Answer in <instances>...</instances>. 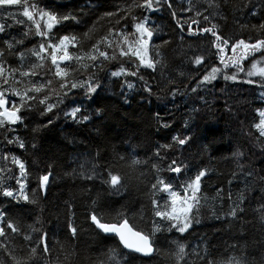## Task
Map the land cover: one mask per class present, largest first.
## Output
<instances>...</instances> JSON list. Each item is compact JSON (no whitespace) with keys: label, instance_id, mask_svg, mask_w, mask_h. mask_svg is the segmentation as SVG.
I'll list each match as a JSON object with an SVG mask.
<instances>
[{"label":"trees","instance_id":"1","mask_svg":"<svg viewBox=\"0 0 264 264\" xmlns=\"http://www.w3.org/2000/svg\"><path fill=\"white\" fill-rule=\"evenodd\" d=\"M192 2L204 15L211 14L210 22L199 17L201 23L194 28L210 27L211 23H216L218 31L232 40L260 35L252 26L264 24V0ZM40 3L58 13L79 15L81 22H64L59 26L60 34L82 36L91 30L92 38L86 39L85 44L99 39V35L111 26L108 20L100 19L105 12L119 11L126 6L125 0H40ZM172 3L177 18L172 17L166 6L161 13L152 16L158 34L153 37L149 55L160 61L156 71L141 67L138 76L142 75L143 80L138 76L117 80L99 73L101 88L91 99H86L80 91L67 102V108L59 105L53 113L43 117L36 113L27 119L24 126H13L14 131L0 128V157L9 155L8 160L2 159L0 168H10L13 175H18L17 166L11 162V156L16 154L15 157L23 160L29 170V191L33 189V179L36 185L34 174L39 166L42 174L49 170L53 173L46 195L37 189L38 205L23 201L16 204L0 196V210L7 211L24 225L39 221L36 226H42L48 233L49 247L53 248L48 264H96L97 259L112 248L127 253L115 237L105 238L104 234H98L89 219L90 211L103 204L105 207L99 213L101 217L123 211L129 217L135 216V223L150 232L147 193L151 183H155L156 178L166 182L171 180L174 190L183 194L180 186L199 171H205L206 175L202 178L201 203L199 209L194 210L192 227L183 236L174 230L156 233L152 237L154 247L168 252L169 246L175 247L173 241L179 240L185 244L187 252L198 249L201 255L211 253L220 264L241 256L259 264V260L264 258V212H261L264 206V136L256 128L260 122L259 112L264 110V98L261 97L264 89L258 84L243 83L246 79L243 73L238 74L235 82L225 81L221 74L210 85L197 87L212 67L223 70V65L214 55L216 49L211 40L206 39L210 34L189 36L187 25L183 33L176 26V19L183 22L195 16V11H187L190 7L188 0H172ZM216 5H219L218 9ZM12 10L18 11L15 7ZM2 16L0 23L13 24L7 19V13ZM111 24H115V17ZM24 30V25L8 29L12 36L23 40L18 45L21 50L38 46L40 38L30 34L24 39ZM156 46H159V56L152 50ZM69 51L75 50L70 48ZM107 51L111 55L113 49ZM225 51L226 59L232 56L230 47ZM116 52L117 59L106 62V71L118 70L120 66L136 69L138 61L135 58L129 61L127 57H119L118 49ZM201 55L204 61L197 65L195 60ZM8 61L13 67L19 64L15 55L9 56ZM250 62L251 58L244 62L245 68L250 66ZM36 63L40 61L28 53L24 59V70ZM36 71L39 75L33 77V81L50 79V88L59 91V78L54 76L55 69L50 60L43 61V67ZM226 71L231 74L235 69ZM89 74L88 71L77 72L74 78L85 79ZM125 79L135 88L131 91L125 89L122 94L120 82ZM145 82L151 86V92L144 91ZM193 88H196L195 92ZM48 91L45 89L37 94V98H43ZM73 104L82 106L83 114L90 116L87 122L79 121L80 114L78 122L65 118L64 111H70ZM49 118L53 121L51 125L41 127L38 133L33 131L47 124ZM5 137H19L25 143V149L16 144H6ZM35 138L38 153L29 149ZM177 138L186 139L187 143L180 145ZM34 154H40L37 164L34 163ZM133 160L140 163L133 166ZM85 161L89 168L95 164L106 178L109 171L121 175L125 185L121 193L112 195L108 186L99 180L93 185L82 178L79 165ZM172 161L177 162L173 166L181 167V173L168 170ZM8 183L15 186V180ZM39 194L44 199L39 200ZM68 203L72 205L70 211L66 209ZM236 204L245 212L238 211V217L233 221L228 213ZM142 217L147 226L141 223ZM69 219L78 228L77 237H72L66 228ZM25 244L18 242L19 247ZM4 259L0 256V261ZM186 259L189 264H200L195 255ZM127 260L130 264H168L164 255L155 253L152 257L132 254Z\"/></svg>","mask_w":264,"mask_h":264},{"label":"snow or ice","instance_id":"2","mask_svg":"<svg viewBox=\"0 0 264 264\" xmlns=\"http://www.w3.org/2000/svg\"><path fill=\"white\" fill-rule=\"evenodd\" d=\"M190 7L187 11H195L194 17L181 22L176 19V26L183 33L185 25L189 36H201L210 34L206 39L211 40V45L216 49L214 55L220 60L223 65V70L218 67H212L210 73L203 77V81L197 85L206 86L215 81L218 75L222 74L225 81H237L238 74L243 73L246 79L243 83L258 84L264 89V24L252 26L260 35L249 36L247 39L226 38L218 31L219 25L211 23L210 27L194 28V25H199L203 18L204 22H210V15H204L198 8L195 7L192 0H188ZM126 6L120 8L119 11H107L100 18L108 20L110 27L106 32L99 35V39L91 44H85L86 39H91V30L83 33L82 36L75 33L60 34L59 26L64 22L71 21L75 24L81 22L80 16L76 13H58L54 9L48 8L47 5H42L40 0H0V19L2 14L7 13V19L13 21V24L0 23V128L6 131H14L13 126H24L29 116H35L39 113L41 117L48 113H53V110L59 105H65L67 108L68 101L72 97L79 95L80 91L86 99H91L101 88L102 77L99 73H104L110 78L120 77H137L139 69H150L156 71V65L159 60L153 59L150 55V46L153 42V37L157 35L153 14L161 13L166 6L171 10L173 18H177V11L173 9L172 0H125ZM212 7V5H209ZM18 11H13V8ZM217 9L219 5L215 6ZM83 12V10H82ZM81 12V15H82ZM255 15V13H253ZM20 17H23L21 19ZM115 17V24H111L112 18ZM99 23V21H98ZM14 25H24L25 30L22 33L24 39H27L31 34L34 37L40 38L38 46H33L31 49L21 50L18 45L23 43V40H18L12 36L8 29ZM118 26V27H117ZM95 27V25H94ZM183 39V36H181ZM166 44L167 41H164ZM156 46L152 50L155 55L160 53ZM231 48L232 56H227L226 49ZM75 51L70 52L69 49ZM107 49H113L110 55ZM119 57H127L129 61L133 58L138 61L135 70L126 69L120 66L118 70H105L106 62H111ZM30 53L36 57L40 63L33 64L28 70H24L25 56ZM15 55L19 60V64L13 67L9 63L8 57ZM251 58L250 66L245 68L244 62ZM50 60L54 66V76L59 78V91L51 89L52 80L46 82H35L33 77L39 75L36 69L43 67V61ZM204 56H197L195 63L202 64ZM235 69L231 74L226 70ZM81 71H88L90 74L85 79L74 78V74ZM19 76V79H17ZM253 77H258L254 80ZM138 79L143 80L144 77L138 76ZM115 82V81H114ZM122 94L124 90L129 91L135 88V85L128 80L120 82ZM45 89H49L43 96L38 99L37 94L42 93ZM151 86L145 82L144 91L151 92ZM192 91H196L193 88ZM53 96L55 100L53 101ZM261 97L264 98V91L261 92ZM87 122L90 116L83 114L82 106H71V110L64 111L65 118H71L74 122ZM99 115V112H97ZM260 122L256 125L260 135L264 136V110L259 112ZM53 123L49 118L47 124H43L33 129L34 132H39L41 127H47ZM167 127V125H164ZM180 145L187 143L186 139L177 138ZM6 144H16L20 149H25V143L17 137L9 139L5 137ZM33 149L36 148L32 144ZM159 155V153H157ZM0 159L8 160L9 155L4 154ZM11 162L18 168V175H13L12 170L0 168V196L8 198L10 202L19 204L21 201L27 204L38 205L37 199L39 190L40 193L46 195L49 186L52 171H47L44 174H39L37 169L35 175L37 188L29 191V170L23 160L11 156ZM139 160H133L132 165H138ZM176 161H172L169 165V171L172 173H181L182 169L176 165ZM87 161L79 165V175L87 181H91L93 185L97 180L101 184L107 185L108 190L112 195H118L124 188V182L119 174H113L111 171L107 173V178L97 170V166L92 164L87 167ZM206 175L205 171H199L194 178H190L182 188L183 194L180 191L174 190V185L169 180L156 178L155 183H151L148 190V220L151 221L150 232L144 231L137 223L136 217H129L125 212L119 211L115 215H105L101 217L99 213L103 211L105 205L100 204L98 208H94L89 213V219L99 233H103L105 238L112 236L118 238L119 244L123 249H127V253L118 252L115 248L104 252L96 261V264H130L127 260L132 254H141L145 257L156 255H164L168 260V264H189L186 259L189 255H195L200 264H220L211 253L201 255L198 249H193L191 253L186 251V246L179 240L173 241L175 247L169 246L168 252H161L159 247H154L152 239L156 233L164 231L176 233L183 236L192 227L194 219V210H198L201 203V183L202 178ZM15 180V186L8 182ZM162 193L165 195H158ZM31 197V198H30ZM94 203H96L94 201ZM71 203L66 205L67 210H71ZM240 213L245 212V209L239 204H236L229 211V215L233 221ZM261 212H264V206L261 207ZM67 216V211H66ZM219 218V217H217ZM130 219L133 221L130 223ZM199 221H197L198 223ZM39 221L32 225H24L18 218L10 215L5 210H0V256L5 259L0 261V264H48V256L53 251L49 247L48 233L43 230V227H37ZM141 223L147 226L144 218H141ZM66 228L72 237L78 236V228L69 219L66 223ZM36 234V235H33ZM22 237V241H21ZM18 242H26L24 247H19ZM67 259V256L65 257ZM227 264H253L246 256L239 258L233 257ZM259 264H264V258L259 260Z\"/></svg>","mask_w":264,"mask_h":264},{"label":"rangeland","instance_id":"3","mask_svg":"<svg viewBox=\"0 0 264 264\" xmlns=\"http://www.w3.org/2000/svg\"><path fill=\"white\" fill-rule=\"evenodd\" d=\"M29 117H30V116H29ZM29 117H28V118H29ZM26 122H27V120H26ZM23 129H25V127H23ZM15 133H17V134H15ZM15 133H13V135H14V134H15V135H19V134H18L19 132H15ZM32 144H35V145H36V148H35V149H33V148L31 147ZM29 147H30L29 149L31 150L32 153H38L39 148H38L37 143H36V138H35L34 141L31 142V144H30ZM15 155H16V154H13V156H15ZM34 156H35L34 163L37 164V163H38V159H39L40 154H38L37 156L34 154ZM0 162H2V159H0ZM39 164H40V163H39ZM32 167H33V166H32ZM39 170H40L39 174H42V173H41V172H42V167L39 166ZM36 171H37V170H36ZM36 171H35V173H36ZM34 183H35V181H34V179H33V183H32V184H33V189L37 188V185H35ZM44 195H45V194H44ZM40 199H44V197H41L40 194H39V200H40Z\"/></svg>","mask_w":264,"mask_h":264},{"label":"water","instance_id":"4","mask_svg":"<svg viewBox=\"0 0 264 264\" xmlns=\"http://www.w3.org/2000/svg\"><path fill=\"white\" fill-rule=\"evenodd\" d=\"M103 234V233H102ZM117 239V241H118V238H116ZM118 243H119V241H118ZM120 245V244H119ZM121 247H122V245H120ZM123 248V247H122ZM125 251H128L127 249H124ZM137 255H139V256H141V257H145V256H142L141 254H137Z\"/></svg>","mask_w":264,"mask_h":264}]
</instances>
